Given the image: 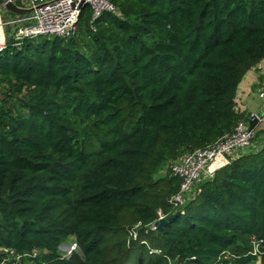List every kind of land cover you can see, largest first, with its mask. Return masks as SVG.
<instances>
[{"label":"trees","instance_id":"1","mask_svg":"<svg viewBox=\"0 0 264 264\" xmlns=\"http://www.w3.org/2000/svg\"><path fill=\"white\" fill-rule=\"evenodd\" d=\"M110 1L94 31L83 6L70 38L5 36L0 247L45 264H264V147L181 206L179 179L155 177L248 118L235 99L264 60V0Z\"/></svg>","mask_w":264,"mask_h":264},{"label":"built area","instance_id":"2","mask_svg":"<svg viewBox=\"0 0 264 264\" xmlns=\"http://www.w3.org/2000/svg\"><path fill=\"white\" fill-rule=\"evenodd\" d=\"M14 0H6V2ZM17 6L28 9L25 14H13L5 21L0 19V29L3 24L12 27V37L19 45L25 38L33 37H62L70 38L79 28V16L83 6L91 10L90 27L94 31V22L104 13H116L117 8L110 0H16ZM5 7V6H4ZM5 40L0 41V49ZM253 71L264 69V60L251 68ZM255 96L262 101L259 112L251 113L245 120H239L233 131L217 141L184 154L170 164V172L179 181V190L170 196L169 202L175 206L183 205L194 197L197 185L203 179L210 178L213 172L232 158L257 152L264 147V81L255 88ZM251 119L255 125L249 126ZM220 160L217 169L212 166ZM165 219L164 213L158 211L156 222ZM152 229L155 224H152ZM259 245L255 243L253 252L258 253ZM59 256L69 259L74 253H79V246L74 238L62 242L58 246ZM39 251L18 253L14 249L0 247V264H45L37 262Z\"/></svg>","mask_w":264,"mask_h":264},{"label":"crops","instance_id":"3","mask_svg":"<svg viewBox=\"0 0 264 264\" xmlns=\"http://www.w3.org/2000/svg\"><path fill=\"white\" fill-rule=\"evenodd\" d=\"M264 81V69L253 71L252 69L244 75L242 81L240 82L236 99H235V109L249 116L253 112H259L261 109L262 101L255 96V88ZM220 160L217 161L212 168L215 170L220 164Z\"/></svg>","mask_w":264,"mask_h":264},{"label":"rangeland","instance_id":"4","mask_svg":"<svg viewBox=\"0 0 264 264\" xmlns=\"http://www.w3.org/2000/svg\"><path fill=\"white\" fill-rule=\"evenodd\" d=\"M10 17L11 16L7 13L6 8L4 6L3 7L0 6V19H1V21L3 22L6 19H9ZM1 32H2V38H3L2 40H5V36L11 35L12 27L3 24ZM171 163H172L171 161L164 162L160 166V168L157 171V173L155 174V177L157 178V177H161V176L166 175L168 173L169 169H170V164Z\"/></svg>","mask_w":264,"mask_h":264},{"label":"water","instance_id":"5","mask_svg":"<svg viewBox=\"0 0 264 264\" xmlns=\"http://www.w3.org/2000/svg\"><path fill=\"white\" fill-rule=\"evenodd\" d=\"M5 8L10 11L11 13L13 14H25V13H28V9H24V8H21L19 6H17L14 2L12 1H8L6 2V4L4 5ZM255 125V119H251L250 122H249V126L250 127H253ZM166 222L165 219H162L158 222H156V226L159 228L161 227L164 223Z\"/></svg>","mask_w":264,"mask_h":264},{"label":"bare ground","instance_id":"6","mask_svg":"<svg viewBox=\"0 0 264 264\" xmlns=\"http://www.w3.org/2000/svg\"><path fill=\"white\" fill-rule=\"evenodd\" d=\"M2 32H1V30H0V41H2Z\"/></svg>","mask_w":264,"mask_h":264}]
</instances>
